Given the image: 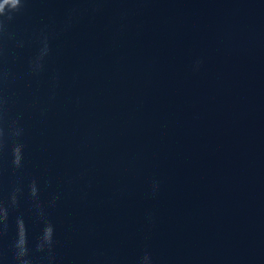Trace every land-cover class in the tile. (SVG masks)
Instances as JSON below:
<instances>
[{
    "label": "clouds",
    "instance_id": "1",
    "mask_svg": "<svg viewBox=\"0 0 264 264\" xmlns=\"http://www.w3.org/2000/svg\"><path fill=\"white\" fill-rule=\"evenodd\" d=\"M23 7L22 0H0V17L7 16V18L10 20L12 19V16L9 15V13L16 12L20 10ZM3 30V21H0V31ZM49 44L47 38L43 41V47L40 52V59H42L44 56H46L49 53ZM18 152V150H17ZM16 163H19V155H17ZM45 238L49 241L50 244H52L53 239V233L54 228L51 224H49L45 230ZM145 261L148 260V257H144Z\"/></svg>",
    "mask_w": 264,
    "mask_h": 264
}]
</instances>
